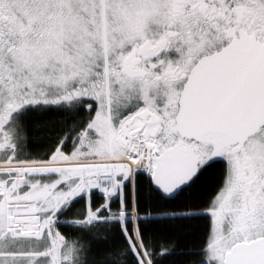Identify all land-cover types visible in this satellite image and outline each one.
I'll return each mask as SVG.
<instances>
[{
    "label": "snow or ice",
    "instance_id": "1",
    "mask_svg": "<svg viewBox=\"0 0 264 264\" xmlns=\"http://www.w3.org/2000/svg\"><path fill=\"white\" fill-rule=\"evenodd\" d=\"M0 264H264V0H0Z\"/></svg>",
    "mask_w": 264,
    "mask_h": 264
},
{
    "label": "trees",
    "instance_id": "2",
    "mask_svg": "<svg viewBox=\"0 0 264 264\" xmlns=\"http://www.w3.org/2000/svg\"><path fill=\"white\" fill-rule=\"evenodd\" d=\"M158 239H160V240H163V236H161V237H158Z\"/></svg>",
    "mask_w": 264,
    "mask_h": 264
}]
</instances>
